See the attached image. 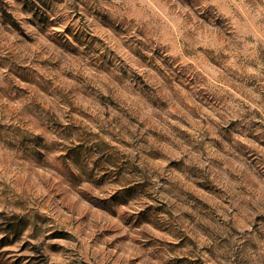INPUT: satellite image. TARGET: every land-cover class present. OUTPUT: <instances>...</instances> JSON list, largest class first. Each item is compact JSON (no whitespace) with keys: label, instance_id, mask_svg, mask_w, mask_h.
<instances>
[{"label":"rangeland","instance_id":"rangeland-1","mask_svg":"<svg viewBox=\"0 0 264 264\" xmlns=\"http://www.w3.org/2000/svg\"><path fill=\"white\" fill-rule=\"evenodd\" d=\"M0 264H264V0H0Z\"/></svg>","mask_w":264,"mask_h":264}]
</instances>
